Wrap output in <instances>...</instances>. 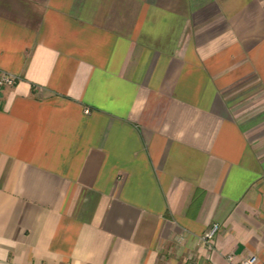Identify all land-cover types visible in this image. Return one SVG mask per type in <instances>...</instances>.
I'll use <instances>...</instances> for the list:
<instances>
[{
  "label": "crops",
  "instance_id": "1",
  "mask_svg": "<svg viewBox=\"0 0 264 264\" xmlns=\"http://www.w3.org/2000/svg\"><path fill=\"white\" fill-rule=\"evenodd\" d=\"M0 72V264L264 260V0H0Z\"/></svg>",
  "mask_w": 264,
  "mask_h": 264
},
{
  "label": "built area",
  "instance_id": "2",
  "mask_svg": "<svg viewBox=\"0 0 264 264\" xmlns=\"http://www.w3.org/2000/svg\"><path fill=\"white\" fill-rule=\"evenodd\" d=\"M18 78L11 74H5L0 72V97L2 95L3 90L6 87H13L17 84ZM219 231V225L215 224L211 227L209 231H207L203 237V242L208 247H211L214 243L215 236ZM229 261L233 264H264V260H261L256 255H249L244 257L235 263V257L231 256L228 258Z\"/></svg>",
  "mask_w": 264,
  "mask_h": 264
}]
</instances>
